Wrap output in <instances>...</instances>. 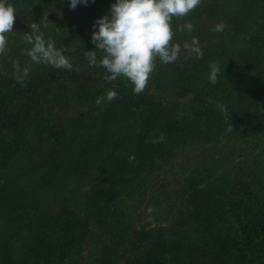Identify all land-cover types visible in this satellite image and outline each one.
<instances>
[{
  "label": "trees",
  "instance_id": "obj_1",
  "mask_svg": "<svg viewBox=\"0 0 264 264\" xmlns=\"http://www.w3.org/2000/svg\"><path fill=\"white\" fill-rule=\"evenodd\" d=\"M10 1L24 9L0 53V174L13 160L44 172L0 184V264H264V0H200L174 17L173 39L198 37L203 55L157 57L139 93L85 56L114 0ZM33 22L72 68L30 60ZM13 61L30 66L22 83ZM109 88L117 97L97 104Z\"/></svg>",
  "mask_w": 264,
  "mask_h": 264
},
{
  "label": "clouds",
  "instance_id": "obj_2",
  "mask_svg": "<svg viewBox=\"0 0 264 264\" xmlns=\"http://www.w3.org/2000/svg\"><path fill=\"white\" fill-rule=\"evenodd\" d=\"M88 2L69 0L68 7L75 9L79 3ZM199 3L200 0H114L109 12L98 17L92 25L91 42L96 45V49L85 51L88 63L103 66L106 80L112 81L123 76L132 83L133 93L143 91L155 68L157 57L163 63H173L182 50H187L197 58L203 55L198 37L192 36L190 41L178 42L173 39L172 27L174 17L187 15ZM16 11L9 0H0V53L7 50L6 34L12 31ZM39 20L46 21L48 18L43 16ZM43 26L46 27V24ZM30 27L31 31L25 33V39L31 45L26 49L31 61L57 68L73 67L65 48L57 47L53 39L45 38L41 23L33 22ZM178 27L191 32L194 25L191 21H185ZM224 27L221 21L214 25L213 31H223ZM96 50L104 52L99 60ZM13 64L15 79L22 83L31 70L30 66H22L18 61H13ZM220 71L218 61L209 63L208 79L211 83L217 81ZM116 97V90L109 88L104 96L96 98V103L112 101ZM217 107L226 111L223 103H218ZM148 211H152L151 206Z\"/></svg>",
  "mask_w": 264,
  "mask_h": 264
},
{
  "label": "rangeland",
  "instance_id": "obj_3",
  "mask_svg": "<svg viewBox=\"0 0 264 264\" xmlns=\"http://www.w3.org/2000/svg\"><path fill=\"white\" fill-rule=\"evenodd\" d=\"M9 2L11 3V1L9 0ZM13 6L15 7V9L17 10L16 11V15L18 14V13H21L22 12V10L24 9V5L22 4V3H20L19 1L17 2V3H15V4H13ZM106 13H104V15H105ZM24 168V165H21V164H19L18 163V160H13L9 165H8V167L6 168V170L5 171H3L1 174H0V184L2 185V184H4V183H6L9 179H11L13 176L14 177H17V183H20V184H27V185H31V184H33L34 182H36V180H37V178H38V176L40 175V172H44V170L43 171H38V173H37V171H35V172H31V173H28V174H23V169ZM26 170V169H25ZM16 184V183H15ZM58 210H60V207L58 206L57 207V211ZM147 217H150V221L153 223L152 224V226H154V227H158L159 226V223L158 222H156V221H154V218L153 217H151V213L149 212V213H147V214H145ZM177 220H175L174 219V215H172L171 216V222H173V223H175ZM158 224V225H157ZM164 224H166V225H170V223H168V222H165ZM171 225H172V223H171ZM195 225H192L191 227H189L188 228V230L190 231V229H192L193 231H195ZM169 232H172V231H168V233ZM184 233V235L186 236V237H189V238H195V233H193V234H189V232H183ZM174 240V241H173ZM162 241L163 242H166L167 243V245H169V243L170 242H172L173 243V245L176 243H178V240L175 238V239H171V236H165L163 239H162ZM171 243V244H172ZM166 245V246H167ZM221 248L219 247V248H217V250H211L210 252H209V254H208V258L209 257H212V258H214V259H216L217 258V255H219L220 254V252H221V250H220ZM146 253V251H143V252H141V253H139V254H135V255H132V258H134L135 256H136V261L137 260H139V259H141L140 258V255H142V254H145ZM159 253V252H158ZM130 255L131 254H129L128 256L130 257ZM125 260H126V258H125ZM156 260H158V259H156ZM143 261V260H142ZM158 263L159 264H163L162 263V261H158ZM191 264V263H190Z\"/></svg>",
  "mask_w": 264,
  "mask_h": 264
}]
</instances>
